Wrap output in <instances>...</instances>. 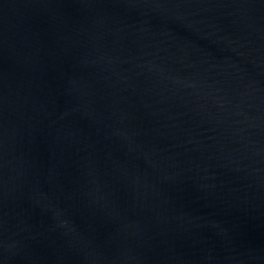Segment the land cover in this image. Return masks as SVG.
<instances>
[{
  "label": "water",
  "instance_id": "95a60500",
  "mask_svg": "<svg viewBox=\"0 0 264 264\" xmlns=\"http://www.w3.org/2000/svg\"><path fill=\"white\" fill-rule=\"evenodd\" d=\"M0 264H264V0H0Z\"/></svg>",
  "mask_w": 264,
  "mask_h": 264
}]
</instances>
